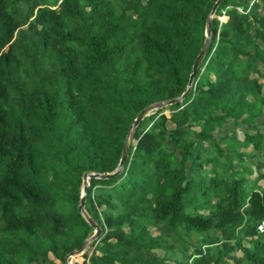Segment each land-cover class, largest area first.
Returning a JSON list of instances; mask_svg holds the SVG:
<instances>
[{
    "label": "trees",
    "instance_id": "obj_1",
    "mask_svg": "<svg viewBox=\"0 0 264 264\" xmlns=\"http://www.w3.org/2000/svg\"><path fill=\"white\" fill-rule=\"evenodd\" d=\"M214 2L0 0V264H65L92 234L81 176L111 172L139 111L184 91ZM259 8L219 3L189 93L89 179L102 234L74 264H264Z\"/></svg>",
    "mask_w": 264,
    "mask_h": 264
},
{
    "label": "water",
    "instance_id": "obj_2",
    "mask_svg": "<svg viewBox=\"0 0 264 264\" xmlns=\"http://www.w3.org/2000/svg\"><path fill=\"white\" fill-rule=\"evenodd\" d=\"M221 1L222 0H215V2L213 3V5L210 9V12L207 16V19L205 20V24H204V28H205L204 36L205 37H204L203 43H202L197 55L194 56V58L192 60L191 69H190V72L188 75L187 84H186V88L184 89V91L182 93H180L179 96L174 97V98L156 101V102L153 101L139 111V113L134 118L133 122L130 124L129 128L126 130V133H125V136L123 139L124 142H123L119 162L117 163V165H115V167L113 168V170L111 172H105V173L88 172V173H84L81 176L82 177V186H81V191H80V195H79V202H77L76 207H77L78 212L80 214H82L85 221L93 228V232L89 237L80 241V243L77 245V247L70 250V252L65 255V257H64L65 264H74V262H73L74 257L77 256V254H80V253L82 254L84 252V250L86 249V247L88 246V244L91 241L98 239L100 237V235L102 234V229L99 226V224H97L93 220V218L84 209V202L86 200L87 187L89 186V179H91V178L108 179V178H112V176H114L116 174H119L121 172L122 167L125 165L128 157L130 155L131 144L133 142L132 133H133L134 129L137 128L140 121L144 117L148 116V114L154 109L157 110V109H161V108H164L166 106H169V105L181 103L184 96L187 93H189L193 84L195 83V77H196V74L198 72V68L200 66V63H201L203 57H205V55L208 51V48L210 47V44H211V20L213 19L215 11H216V9L219 6V3Z\"/></svg>",
    "mask_w": 264,
    "mask_h": 264
},
{
    "label": "rangeland",
    "instance_id": "obj_3",
    "mask_svg": "<svg viewBox=\"0 0 264 264\" xmlns=\"http://www.w3.org/2000/svg\"><path fill=\"white\" fill-rule=\"evenodd\" d=\"M255 1V0H246V2L249 3V6L252 4V2ZM260 4V8L258 10V17H261L263 14H264V4L260 1V0H257ZM240 8V7H239ZM219 20L218 21H222V20H225L227 18L226 15H219ZM249 22V27L251 29V31L255 32V30L257 29V22L255 20H252V19H249L248 20ZM263 44V43H262ZM244 57H242L243 59ZM203 70V67L202 69ZM209 75H210V78L213 79V75L210 73V71L208 70L207 72ZM158 110H161L159 113H164L167 117H170V114H171V110L168 108V106L164 107V108H161V109H157V110H152L150 113H158ZM149 113V114H150ZM168 127H173V124L171 122L168 123ZM236 134L237 136L239 137V139H242V134L239 130H236ZM251 149V147L247 148V150ZM256 174L253 172L252 175H249L250 178H253ZM153 231H154V228H153ZM97 244H95L96 246ZM90 250L89 248V244L88 246L86 247L85 250ZM160 254H162V251H159Z\"/></svg>",
    "mask_w": 264,
    "mask_h": 264
},
{
    "label": "built area",
    "instance_id": "obj_4",
    "mask_svg": "<svg viewBox=\"0 0 264 264\" xmlns=\"http://www.w3.org/2000/svg\"><path fill=\"white\" fill-rule=\"evenodd\" d=\"M238 10H239V11H242V9L239 8V7H238ZM257 229H258V231H262V230L264 229V217H263V219L261 220L260 224L258 225Z\"/></svg>",
    "mask_w": 264,
    "mask_h": 264
}]
</instances>
